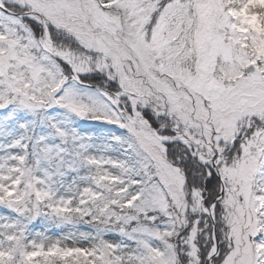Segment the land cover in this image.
Returning a JSON list of instances; mask_svg holds the SVG:
<instances>
[{
  "label": "snow or ice",
  "instance_id": "obj_1",
  "mask_svg": "<svg viewBox=\"0 0 264 264\" xmlns=\"http://www.w3.org/2000/svg\"><path fill=\"white\" fill-rule=\"evenodd\" d=\"M0 264H264V0H0Z\"/></svg>",
  "mask_w": 264,
  "mask_h": 264
}]
</instances>
